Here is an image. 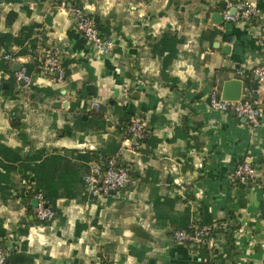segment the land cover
Returning a JSON list of instances; mask_svg holds the SVG:
<instances>
[{"label": "crops", "instance_id": "obj_1", "mask_svg": "<svg viewBox=\"0 0 264 264\" xmlns=\"http://www.w3.org/2000/svg\"><path fill=\"white\" fill-rule=\"evenodd\" d=\"M221 1L68 0L107 29L112 46L100 53L60 4L0 0V34L34 45L15 61L5 59L9 70L0 68V219L9 259L21 253L25 264H264V115L253 128L209 106L210 91L220 96L229 78L242 79V97H259L249 92L264 47L251 23L212 21L213 13L222 15ZM164 31L182 40L164 70L172 87L161 76L166 52H153ZM45 51L58 56L62 82L42 70ZM17 63L30 77L26 89L15 79ZM94 113L105 123L87 122ZM123 113L128 125L136 119L145 127L140 147L122 154L132 182L90 197L83 183L90 162L80 154L113 155L127 137L117 132ZM39 149L33 162L58 153L69 165L57 174L55 217L44 222L33 214V199L27 210L22 175L27 156ZM241 160L256 166L255 184L233 180ZM203 218L213 225L210 244L175 241L174 230Z\"/></svg>", "mask_w": 264, "mask_h": 264}, {"label": "built area", "instance_id": "obj_2", "mask_svg": "<svg viewBox=\"0 0 264 264\" xmlns=\"http://www.w3.org/2000/svg\"><path fill=\"white\" fill-rule=\"evenodd\" d=\"M222 10L223 21L232 23H251L255 29V37L258 44L264 47V24L262 23L263 12L258 7V0H223ZM62 8H67L72 13L77 29L82 37L94 45L100 52H108L112 46V41L101 36L95 19L84 7L72 5L68 2L60 3ZM234 9V13H231ZM15 61L17 57L10 54L0 57ZM42 70L45 73L56 74L55 80L62 82L65 78V69L58 56L52 51H45L42 57ZM257 77L256 85L250 94H257L259 97L250 99L242 97L238 100H223L218 95L216 89H212L209 95V106L211 109L220 112H234L236 116L245 118L251 127H258L261 117L264 115V58L252 69ZM243 74V71H240ZM16 81L23 82V88L30 85V77L22 67L15 72ZM127 137L121 147L110 156H99L97 161L90 162L88 169L84 173L83 181L87 195L90 197H105L125 185L132 182L128 167L126 166L122 154L123 151H136L144 139L145 127L142 121L133 119L126 128ZM233 180L242 185H253L256 183L258 171L253 162L248 160L239 161L232 172ZM30 186L26 184L24 197L30 192ZM31 199L36 200L33 214L38 221L52 220L55 217V209L50 205L41 191L32 194ZM25 200V199H24ZM212 226L209 224H193L185 229L173 231V237L177 242L193 243L196 246L210 244ZM264 250V240L262 241ZM8 249L0 243V264H10L8 261Z\"/></svg>", "mask_w": 264, "mask_h": 264}, {"label": "trees", "instance_id": "obj_3", "mask_svg": "<svg viewBox=\"0 0 264 264\" xmlns=\"http://www.w3.org/2000/svg\"><path fill=\"white\" fill-rule=\"evenodd\" d=\"M51 1H54L57 5L63 2H68V0H51ZM257 5L261 10L264 9L263 0H258ZM95 20H96V24L100 31L101 36L105 38L108 34L107 29L104 28L103 25H101L96 18ZM181 41L182 40L177 38L176 35H174L172 32L164 31L157 41V47L154 48V51H153L154 54L155 53L163 54L164 52H166L165 56L163 57V70L161 71V76L164 79H166L165 82L167 83H169V81L172 82V80L168 79V76L164 73V70L166 69L167 64L170 63L176 57V54H177L176 46L177 44L181 43ZM31 42L32 41H29L24 44V41L22 40V38H18L16 36H12L9 34H0V46L1 45L3 46L4 51H6V54H10L14 57L23 55V54H28L31 50H33L34 45ZM10 44L19 45L21 46V48L17 53H12L11 51L7 50L8 45ZM9 66H10V62L5 60V58L1 56L0 57V68H3L4 70H9L10 68ZM169 84L172 87V84L171 83ZM101 119L102 117L100 113H94L91 119L90 118L87 119V122L91 120V122H94L96 125L97 123L101 125L105 123V121ZM129 120H130V115L128 113H123L121 117V123L117 126L118 133H125ZM41 153H43V150L39 149L37 151H32V154L27 156V160H29L30 162H28V165H25L26 170L24 171V173H22L23 177H25L24 178L25 181L31 187L30 192L27 194L25 198V205L27 207L28 212L32 210L29 204L32 194L37 191H41L43 195L46 197V199L48 200V202L50 204H53V201L55 200V197H53V192L56 188V182L61 180L57 177L58 176L57 174H59L58 171L63 172L64 168L69 166L68 160L64 156L59 155L58 153L49 154L41 158L39 162H33V160H37L40 158L39 154ZM99 155L107 157L106 155L101 154L99 150L85 151L83 154H80V157H82L86 161L93 162V161L98 160ZM58 167H60V170L58 169ZM27 170L30 171V173L25 174ZM84 173H83V176H84ZM129 174H130V177L132 178L130 172ZM8 194L9 196L11 195V193H8ZM25 223L30 224V221L26 219ZM199 224H209L212 226V229H213V225L210 223L209 220L205 218H203L199 222ZM21 232L22 234H27V227ZM3 235H4V228L2 227V221L0 219V243L2 245L4 244ZM8 261L10 264H19V263L25 264L26 260L24 256L20 253L16 261H12L11 259H8Z\"/></svg>", "mask_w": 264, "mask_h": 264}, {"label": "water", "instance_id": "obj_4", "mask_svg": "<svg viewBox=\"0 0 264 264\" xmlns=\"http://www.w3.org/2000/svg\"><path fill=\"white\" fill-rule=\"evenodd\" d=\"M221 8L223 9L225 4L224 1H221L220 3ZM231 13H234V9H231ZM212 21L216 24H219L222 22V15L219 12H215L212 14ZM219 33L221 30L218 31ZM231 43V40L228 41ZM215 46H218V43H214ZM230 47L229 45H224L222 46V52L227 54L229 53ZM2 55H5L6 52H2ZM17 70L20 69L21 65L20 63L16 64ZM14 70V69H13ZM56 75V74H54ZM20 84H22V81H19ZM90 89H93L92 84H88L85 86V93H92ZM242 90H243V81L240 78H229L223 81L222 86H221V91H220V98L223 100H238L242 96ZM66 106V103L64 104ZM232 115H235L234 112H231ZM83 118H85V115H83ZM242 121H246L245 118H242ZM127 186V184L125 185ZM31 206L35 207L36 206V200L31 201Z\"/></svg>", "mask_w": 264, "mask_h": 264}, {"label": "rangeland", "instance_id": "obj_5", "mask_svg": "<svg viewBox=\"0 0 264 264\" xmlns=\"http://www.w3.org/2000/svg\"><path fill=\"white\" fill-rule=\"evenodd\" d=\"M204 35H205V33H204ZM45 118L49 121L50 116H45ZM60 119H61V121L65 122V123H70V122H71V120H69V119L67 118V116H66V118H65L64 113H62V114L60 115Z\"/></svg>", "mask_w": 264, "mask_h": 264}]
</instances>
